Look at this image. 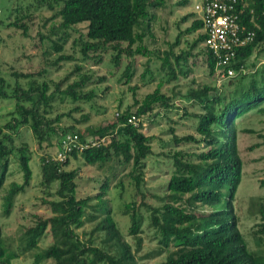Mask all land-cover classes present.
<instances>
[{"label":"trees","instance_id":"1","mask_svg":"<svg viewBox=\"0 0 264 264\" xmlns=\"http://www.w3.org/2000/svg\"><path fill=\"white\" fill-rule=\"evenodd\" d=\"M237 1L236 12L244 27L243 32L253 31L254 36L251 42L235 49L234 59L228 66L233 71L232 77L219 81L215 76V59L203 47L202 24L193 12L181 19V22L192 21L182 33L175 35L170 48L179 44L183 34H197L195 39L186 51L174 55L168 50L160 58L159 70H166L167 81H175L178 76L185 78L190 73L188 58L200 55L208 74L221 82L218 87L202 85L186 92L184 99L196 107L195 112L188 115L195 121L194 134L182 137L171 134V139L161 145V148H170L171 152L168 150L162 156L169 160L172 172L160 207H147L150 210L149 225L159 237L158 254H165L160 264H255L259 256L247 249L236 226L232 202L242 175V162L237 149V121L250 113L264 115V65L246 71L247 62L255 50L260 47L258 53L264 52V0ZM188 4V0L178 2L182 8ZM46 6L50 11L57 7L51 16L57 21L44 37H39L49 41L50 37L57 36L55 41H51V50L60 52L68 37L67 31L85 24V40H79L82 57L85 58L88 52L109 48L115 52L111 61L117 67L121 55L132 57L147 53L142 41L144 36L150 35L151 23L155 21L153 12L163 6V0H50ZM10 26L22 29L25 35L24 26L17 23ZM63 60H69V57L59 56L56 62ZM129 70L127 65L123 71L124 82L132 76ZM12 75L24 79L30 77L28 74ZM85 79L82 77L59 94L72 102L91 99V92L77 91ZM159 88L160 85L140 102L134 101L133 106L136 107L133 110L127 107L117 114L114 123L90 132L97 139H107L103 144L81 153L72 152L62 163L39 158L40 186L48 190L55 184V189L52 195L45 192L46 197L51 196L52 199L42 198L40 201L42 206L47 207L49 215H32L29 224L21 228L19 244L23 253L37 248L44 236L49 241L46 248L33 256V264L47 260L52 264H137L134 252L116 228L108 210L103 218L101 231L104 235L99 247L78 237L75 230L84 224L88 200L76 197L74 181L77 169L66 171L64 168L69 159H78L85 166H101L111 161L122 168L127 166L134 194L141 197L142 172L146 159L152 155L155 137L140 132V120L146 118L147 123L153 124L155 119L162 118L166 111L173 108L171 99L160 94ZM0 97L14 101L10 113L12 118L0 127V186L7 172L8 157L14 151L12 134L19 127L27 126L38 145L47 142L52 135L58 139L64 134H74L78 139L85 140L70 128L60 129L57 133V129L51 127L60 116L54 119L45 116L52 110L54 101V95L47 93L45 83L36 85L29 82L25 89L14 83L10 93L6 94L0 79ZM82 118L85 120L86 116ZM172 132L169 129L168 133ZM189 145H195L192 150L198 151L182 149ZM16 152L22 183L10 185L3 198V216H7L13 197L28 186L32 176L26 149L22 147ZM118 185L121 186V183ZM106 189L107 182L104 181L95 198L101 199ZM134 207V202L125 204L123 215H128L127 235L133 238L137 250L141 243L138 237L141 218ZM257 211L263 222L258 225L257 232H252V239L259 247L262 241L256 234L264 235L263 203L257 205ZM16 255L6 251L0 228V264H11Z\"/></svg>","mask_w":264,"mask_h":264},{"label":"rangeland","instance_id":"2","mask_svg":"<svg viewBox=\"0 0 264 264\" xmlns=\"http://www.w3.org/2000/svg\"><path fill=\"white\" fill-rule=\"evenodd\" d=\"M48 1L50 0H0L2 90L9 94L14 83L23 89L29 82L36 85L45 83L47 93L54 95L52 110L45 116L47 119L60 116L59 121L52 123L51 127H55L57 133H60V129L70 128L88 140L95 138L90 135L91 131L114 123L117 114L127 107H132L133 110L136 107L133 106L134 101L140 102L146 94H150L160 85L159 93L171 99L173 108L166 111L162 118L155 119L153 124L147 123L146 118L140 120V132L155 137L152 155L146 159L142 172L139 193L141 197L134 194L128 176L130 168L127 166L122 168L112 161L101 166H85L78 159H69L64 168L66 171L77 169L74 181L76 197L88 200L83 217L84 224L75 230L78 237L99 247L104 235L101 231L103 218L108 210L116 228L134 252L137 264H160L164 261L165 254H158L159 237L149 225L150 210L147 207H160L165 185L172 172L169 160L162 156L168 153L170 148H161V145L171 139V134L177 137L194 134L195 121L188 115L194 113L196 107L184 99L186 92L202 85H221V82H217L208 74L200 55L188 58L190 73L185 78L178 76L175 81H167L166 70H159L163 53L170 50L177 55L180 51H186L195 39L197 34H183L179 44L170 48L175 35L182 33L191 23L192 19L184 22H181V19L189 16L192 12L191 6L196 0H188L189 4L183 8L178 6L181 0H163V6L153 12L155 21L151 23L150 35L144 36L142 41L147 53L132 57L121 55L117 67L111 61L115 52L109 48L88 52L85 58L82 57L79 40H85V24H79L73 27V30L67 31L68 37L60 52L50 49L51 41H55L57 36L50 37L49 41L46 38L40 40L39 37H44L50 26L57 21L51 18L57 7H54L53 11L48 10ZM12 23L24 26L25 35L22 34V29L10 26ZM259 49L260 47L249 58L246 71L259 69L264 65V52L258 53ZM59 56L69 57V60L56 62ZM127 65L132 76L128 82H124L123 71ZM13 73L28 74L30 77H14ZM82 77L86 79L77 91L91 92V99L72 102L68 97L59 94L67 86L79 82ZM13 103L12 99L0 97V127L12 118L10 113L13 111ZM83 116H86L85 120ZM169 129L173 132L168 133ZM236 130L242 175L232 202L233 213L237 229L243 236L247 249L259 255L255 264H264V235L256 234L262 241L259 247L254 245L252 239V232H257L258 225L263 222L260 220L257 205H264V115L250 113L240 118ZM56 141V136L52 135L47 142L38 145L27 126L19 127L16 133L12 134L14 151L8 157L7 172L0 186V228L3 244L7 252L17 254L11 264H33V256L49 244L44 236L37 248L23 253L20 250L19 236L21 228L29 224L32 215H49L47 207L42 206L40 201L42 198L52 199L51 196L47 198L45 192L52 195L55 184L48 190H43L40 186L39 158L52 159L56 152ZM22 147L26 149V155L29 157L31 180L22 192L13 197L9 213L3 216V198L10 185L22 183L16 152V149ZM195 147L189 145L182 149L197 152V149L192 150ZM104 181L107 182L106 192L101 199H96L95 196L100 193ZM131 202L135 203V213L141 218L138 233L141 243L137 250L133 238L127 235L128 215H123L124 205ZM38 264L52 262L47 260Z\"/></svg>","mask_w":264,"mask_h":264},{"label":"built area","instance_id":"3","mask_svg":"<svg viewBox=\"0 0 264 264\" xmlns=\"http://www.w3.org/2000/svg\"><path fill=\"white\" fill-rule=\"evenodd\" d=\"M237 3V0H196L191 6L192 12L201 21L203 47L215 59V76L219 81L233 76L228 66L234 59L235 49L251 42L254 36L253 31L243 32L244 27L236 12ZM104 140L96 137L80 140L74 134L61 135L56 141V152L51 160L62 163L72 152L81 153L103 144Z\"/></svg>","mask_w":264,"mask_h":264}]
</instances>
